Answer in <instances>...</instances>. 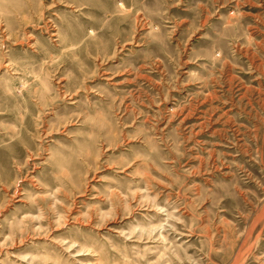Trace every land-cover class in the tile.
<instances>
[{
  "label": "rangeland",
  "instance_id": "374dc122",
  "mask_svg": "<svg viewBox=\"0 0 264 264\" xmlns=\"http://www.w3.org/2000/svg\"><path fill=\"white\" fill-rule=\"evenodd\" d=\"M0 264H264V0H0Z\"/></svg>",
  "mask_w": 264,
  "mask_h": 264
}]
</instances>
